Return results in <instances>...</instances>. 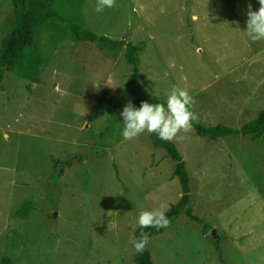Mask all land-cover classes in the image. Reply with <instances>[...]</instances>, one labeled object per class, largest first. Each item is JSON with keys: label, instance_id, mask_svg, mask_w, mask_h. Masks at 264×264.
Here are the masks:
<instances>
[{"label": "rangeland", "instance_id": "obj_1", "mask_svg": "<svg viewBox=\"0 0 264 264\" xmlns=\"http://www.w3.org/2000/svg\"><path fill=\"white\" fill-rule=\"evenodd\" d=\"M68 2L83 28L123 45L73 42L48 24L23 61L0 69V262L136 264L140 211L167 213L182 189L157 134L123 139L125 45L139 49L135 97L184 88L195 122L237 129L264 110V40L245 32L259 0H116L102 13L96 0ZM15 11L0 0V42ZM168 142L185 164L188 204L149 239L151 264H264L263 141L191 131Z\"/></svg>", "mask_w": 264, "mask_h": 264}, {"label": "trees", "instance_id": "obj_2", "mask_svg": "<svg viewBox=\"0 0 264 264\" xmlns=\"http://www.w3.org/2000/svg\"><path fill=\"white\" fill-rule=\"evenodd\" d=\"M11 2L14 6L20 4L21 12H14V28L0 42L1 70L9 68L17 61H23L26 51L32 47L34 40L40 36L43 26L48 24L63 25L73 42H89L104 48H116L123 45L120 41L98 36L83 28L80 13L72 6H69L68 0H11ZM138 50L137 46L131 44L125 45V60L128 65L132 66L133 74L123 87L124 100L132 102L137 108L140 107L142 101L151 104L164 103L166 106V100L150 101L135 97L134 86L138 78V60L136 57ZM192 126L194 129L193 133L196 136L209 141H215L228 136H250L260 138L264 143V110L260 111L255 119L237 129L221 124L204 126L195 121ZM159 145L166 151L170 159L175 162V175L182 189L180 200L172 205L166 213L167 218L171 221L169 226L171 227L188 204V178L185 172V164L174 145L164 140H161ZM80 159L79 156L68 158L65 160L64 165L65 167H71L73 160ZM33 208L32 201L26 199L16 211V216L27 220L31 216ZM167 228L156 229L150 227L141 229L138 226L134 231V236L139 239L141 231H144L149 233L150 239L161 235ZM0 264H9V262L7 259H3ZM136 264H151L150 255L146 249L138 254Z\"/></svg>", "mask_w": 264, "mask_h": 264}, {"label": "clouds", "instance_id": "obj_3", "mask_svg": "<svg viewBox=\"0 0 264 264\" xmlns=\"http://www.w3.org/2000/svg\"><path fill=\"white\" fill-rule=\"evenodd\" d=\"M116 0H96L95 11L102 13L105 8H113ZM259 9L251 10L248 6L246 35L251 42L264 40V0H259ZM164 103L151 104L141 102L139 108H134L129 102L120 115L123 118L122 136L124 140H132L140 134L155 133L164 141L174 140L179 133L193 131V122L198 120V115L192 110L195 99L187 89L173 86L166 94ZM142 210L137 219L141 229L167 228L171 221L167 218L165 210ZM130 243L137 253H142L149 243V233L141 231L140 238H131Z\"/></svg>", "mask_w": 264, "mask_h": 264}]
</instances>
